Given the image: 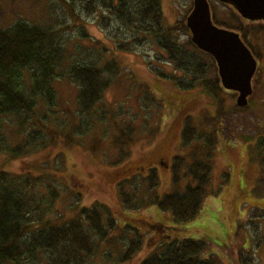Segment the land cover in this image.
<instances>
[{"label": "rangeland", "instance_id": "1", "mask_svg": "<svg viewBox=\"0 0 264 264\" xmlns=\"http://www.w3.org/2000/svg\"><path fill=\"white\" fill-rule=\"evenodd\" d=\"M207 1L212 3L217 20L235 24L232 12L213 0ZM70 2L0 0V29H7L17 20L51 27L61 34L65 49L64 61L57 70L60 77L51 84L57 98L52 110L65 121L51 122L50 118L43 131L48 136L43 150L19 157L0 153V171L10 175L30 173L41 182L55 185L59 195L54 208L59 219L52 216L54 225L78 219L83 209H107L117 228L100 244L99 253L89 264H141L161 251L158 243L186 239L206 244L201 258L216 255L220 264H233L211 245L233 242L234 248L244 247L245 256L251 257L253 264H264V189L258 185L261 169L255 155L256 142L264 137V30L247 28L249 42L260 58L251 81L248 107L240 110L235 108L236 97L225 90L210 95L204 88L178 89L170 78H181L183 74L165 61L164 53L152 41L145 40L135 52L118 50L95 19L86 18L80 5L71 7ZM192 4L193 0H160L164 24L172 26L185 20ZM81 31L88 37L80 39ZM120 33L122 37L130 35L125 30ZM177 38L185 43L190 33L180 32ZM109 61L118 65L120 73L97 106L108 117L103 124L94 123L85 134L76 133L73 128L79 122V89L68 77L69 67L95 63L101 67ZM204 61L208 62L206 58ZM206 76L213 78L214 74L208 72ZM44 111V107L35 108L30 114L32 125ZM94 111H98L96 107ZM187 119L196 131L191 143L183 146L181 130ZM30 126L18 131L12 119H0V131L17 142L28 134ZM212 134L217 143L204 203L194 220L175 223L152 201L194 186L185 166L204 159L203 146ZM158 157L169 160L167 168L151 165ZM174 157L185 161L176 184L172 181ZM153 169L158 185L149 190L148 176ZM119 186L134 197L135 209H124ZM154 224H159L161 230L150 229ZM239 226L245 227L246 234L238 240L235 233ZM174 228L178 231H172ZM163 235L168 238L163 239ZM138 237L140 251L129 262H119L123 240L128 243Z\"/></svg>", "mask_w": 264, "mask_h": 264}, {"label": "trees", "instance_id": "2", "mask_svg": "<svg viewBox=\"0 0 264 264\" xmlns=\"http://www.w3.org/2000/svg\"><path fill=\"white\" fill-rule=\"evenodd\" d=\"M70 1L71 7L75 3L80 5L86 18L95 19L97 26L113 38L118 50L135 52L145 40L152 41L164 53L165 61L175 71L183 74L181 78H170L178 89L191 91L204 88L210 95H216L223 90L214 60L200 52L190 40L185 43L178 41V33L188 32L185 20L172 26L164 24L160 0ZM210 9L213 24L220 29L237 33L259 61L260 56L256 55L255 49L249 43L247 28L255 27L262 31L264 24H231L217 20L213 8ZM190 11L191 8L187 15ZM122 30L130 35L120 36ZM79 36L80 39L88 37L82 31ZM64 50L61 34L53 31L51 27L17 20L7 29H0V119H12L18 131L31 123L28 134L25 133V137L18 142L0 131V153L19 157L35 149L43 150L47 147L48 140L43 131L47 130L50 118L51 122L65 121L64 118L59 120L58 113L52 110L57 98L51 86L52 81L60 77L57 70L64 61ZM205 58L209 63L204 61ZM68 71L70 81L79 89L76 100L79 122L73 130L85 134L96 125L94 123L103 124L107 119V112L97 106L109 86L118 79L120 68L115 62L109 61L101 67L96 63L71 64ZM208 72H213V78H207ZM158 73L166 78L162 72ZM231 95L236 97L234 92ZM37 107H44L46 111L39 113L36 125H32L30 114ZM95 107L98 111H94ZM235 108L244 109L237 106ZM195 131L191 121L187 119L181 132L183 146L191 143ZM216 143L215 135H210L203 146L206 148L204 159H195L189 167L185 166L186 175L192 178L194 186H187L183 193L165 195L159 201H152L162 213L170 214L173 222L186 223L199 215L210 182V162ZM255 155L261 169L258 185L264 189V137L257 140ZM173 161L172 181L176 184L185 161L182 158ZM148 181L149 190L157 187L155 172H150ZM121 186L119 197L124 209H135L134 197ZM58 195L59 190L55 185L41 182L39 177L34 178L30 173L10 175L0 171V264H89L97 256L100 244L117 228L115 220L101 206L100 209H83L78 219L54 225V217L59 219L54 208ZM103 215L107 216L105 225ZM150 229L160 231L161 227L154 224L150 225ZM175 230L178 231L175 228L172 231ZM245 234V227L239 226L235 239L239 236L245 237ZM162 237L168 238L164 235ZM123 243L124 250L118 261L127 263L140 251L141 240L138 237L128 243L123 240ZM158 245L161 251L141 264H220L216 255L201 258L206 247L202 241L186 239L166 244L160 242ZM211 245L220 254L230 258L233 264H253L251 257L245 256L247 251L243 246L234 248L233 242L222 246Z\"/></svg>", "mask_w": 264, "mask_h": 264}, {"label": "water", "instance_id": "3", "mask_svg": "<svg viewBox=\"0 0 264 264\" xmlns=\"http://www.w3.org/2000/svg\"><path fill=\"white\" fill-rule=\"evenodd\" d=\"M218 1L232 4L250 21L264 18V0ZM185 26L190 33L191 43L214 60L221 87L237 93L235 104L238 108L246 107L252 94L251 81L257 70V62L239 35L213 24L206 0H193Z\"/></svg>", "mask_w": 264, "mask_h": 264}, {"label": "flooded vegetation", "instance_id": "4", "mask_svg": "<svg viewBox=\"0 0 264 264\" xmlns=\"http://www.w3.org/2000/svg\"><path fill=\"white\" fill-rule=\"evenodd\" d=\"M214 1V3H216V4H218V5H220V6H222L223 8H225V9H227V10H229L230 12H232L233 14V19L235 20V22L237 23V24H264V18H259L258 20H254V21H250V20H248V19H246L242 14H240L236 9H235V7L232 5V4H229V3H220L218 0H213ZM208 2V4H209V6L210 7H212V3H210L209 1H207ZM213 8V7H212ZM211 17H212V12H211ZM264 17V16H263ZM227 92V91H226ZM229 93V92H228ZM231 94V93H230ZM237 94V93H236ZM184 118H185V116H184ZM182 131V130H181ZM157 160H156V162H155V160H153L152 161V163H151V165L153 164V163H155V164H157V167L159 166V165H163L165 168H167V166H168V163H169V160L166 162V160H165V158L164 157H158V158H156ZM169 159H170V157H169ZM174 159H175V157H174ZM173 159V160H174ZM154 165V164H153ZM156 171V169H153V170H151V172H155Z\"/></svg>", "mask_w": 264, "mask_h": 264}]
</instances>
